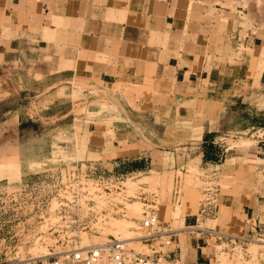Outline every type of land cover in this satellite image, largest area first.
<instances>
[{"label":"crops","instance_id":"obj_1","mask_svg":"<svg viewBox=\"0 0 264 264\" xmlns=\"http://www.w3.org/2000/svg\"><path fill=\"white\" fill-rule=\"evenodd\" d=\"M169 1L0 0V163L19 159L24 181L41 175L29 172L30 163L45 160L56 143L77 158L60 168L81 166L95 175L177 168L184 149L199 166L227 171L245 154L264 155V142L233 149L218 141L264 130V110L256 106L264 98V71L253 86L246 52L239 63L231 56L240 45L260 46L262 38L253 32L242 39L212 36L195 24L185 34L189 24ZM117 82L146 83L159 95L139 112L116 99ZM77 130L76 147L64 138ZM125 160L132 165L116 166ZM1 173L7 183L10 176ZM252 201L240 208L246 219L254 213ZM185 223L193 225L195 215ZM185 247L177 237L175 261L209 264L206 237L188 233Z\"/></svg>","mask_w":264,"mask_h":264},{"label":"rangeland","instance_id":"obj_2","mask_svg":"<svg viewBox=\"0 0 264 264\" xmlns=\"http://www.w3.org/2000/svg\"><path fill=\"white\" fill-rule=\"evenodd\" d=\"M169 2L172 4L173 9L175 8L174 12H176V16L180 17V21L183 24H189V26L185 25V34L187 33L186 28L192 27L193 24L212 36L219 35L220 37L229 38L237 34L242 39L249 32L259 34L262 38L260 46L255 48L240 46L238 50L231 51V56L235 57V63H239L240 58L244 54L243 52H246L245 57L252 63L251 68L254 72L253 86L256 85L264 71V0H170ZM204 38L206 39V37ZM231 60L233 59L231 58ZM113 89V92L117 93V95L115 94L116 99L121 98L124 102H129L139 112H144L148 107H151V105L146 103L148 98L159 95L157 88L149 87L146 83L144 86L139 85L138 87L136 85H121L117 82ZM256 106L264 110V98L261 101H257ZM112 107L110 109L106 105L103 106L104 109L114 110ZM85 110L86 108L84 107L79 112H84ZM106 124L111 125V122L107 121ZM47 125L51 126L52 124L48 123ZM227 130L230 131V129ZM251 135L252 130L250 132L234 133L218 141L224 146L233 149L252 148L257 144L255 136L261 135V132ZM64 139L66 142L71 143L72 141L77 147L80 142L79 130L72 134L70 140ZM64 139L60 138L58 141ZM55 147L51 154L42 161L43 164L51 166L37 172L41 174L39 176L57 173L60 169L63 171V168L60 167H70L72 163H75L72 160H77L75 154H67L57 143ZM142 147L144 146H130V148H135V150L142 149ZM242 153L244 155L246 152L242 151ZM118 154L108 155L104 158L110 159L118 156ZM250 154H245L243 159L233 160L230 163L234 164L231 171L225 170L227 167L224 166L198 165V170L190 173V165H195L194 162L199 163V161L198 159H193L192 155H195L194 153L184 149L182 154H178L180 157L178 158L177 168L163 167L162 169L153 168L151 171L147 170L134 174L125 173V192L123 194L135 195L143 192L147 201L155 202L161 227L177 231V237L180 239V246L183 250L186 248L185 237L189 233L186 230L188 225H186L183 218L181 220L173 218L170 211L178 206L181 209L182 216L186 217L192 214L198 216L199 201L207 198L204 192L206 189L210 190L209 193L212 192L213 195H216L218 208L225 207V212H219L222 213L220 216L219 213L215 216H199L198 225L194 229L211 228L234 236H244L245 234L249 241L256 238L264 240V227H262V232H254L253 234L247 232L246 216L242 214L240 209L243 203L252 199L254 213L249 216H252L253 220H260L261 223H264V155H262L263 153L255 154L253 157ZM77 157L79 159L83 158L80 153H77ZM7 163H9L8 160L0 163V171L10 176L7 178V183L0 182V264H17L19 260H23L28 256L35 257L41 248H45L47 252L48 246L52 247L54 241L45 229L36 226L35 218L29 212L31 209L29 204L27 205V211L23 212L20 210V203L23 200L27 201L29 197V190L21 185L22 182L27 180L20 181L19 168L9 167ZM115 164L117 167L132 165L131 160L115 161ZM29 172L36 173L32 169H29ZM2 173L1 176L3 177ZM123 194L116 196V200L122 199L126 202V197H123ZM104 198V195L97 197V204L103 206ZM142 198L126 202L125 216L114 218L141 225L142 229L139 233L141 235L145 233V227L141 222L142 211L145 207ZM27 203H30V201L28 200ZM133 204L135 207L140 205V214L137 217L132 214ZM104 223L106 222L103 221L97 225L96 234H82L83 243L93 244L108 239V236L104 235L99 227ZM249 241L230 243L225 238L215 241L213 237H207L210 257L208 263L211 264L217 259L219 252H223L230 264L235 263V254L241 255V262L243 263L249 261L254 264L260 261L258 264H264V260L252 258L250 254L252 241ZM175 245L169 249H174ZM131 247L142 252H148L146 244L145 247L139 245L136 247L130 246L129 248ZM262 251L264 252V248H262ZM176 264L181 263L178 262Z\"/></svg>","mask_w":264,"mask_h":264},{"label":"built area","instance_id":"obj_3","mask_svg":"<svg viewBox=\"0 0 264 264\" xmlns=\"http://www.w3.org/2000/svg\"><path fill=\"white\" fill-rule=\"evenodd\" d=\"M261 132V135H256ZM256 140L264 142V130H252ZM251 135V136H252ZM85 173L79 167L60 169L57 173L37 176L22 182L29 190L28 200L20 203V210L27 211L35 218L36 226L45 229L54 244L47 248L46 256L34 258L28 256L17 264H176L175 250L169 249L176 244L177 231L161 227L159 213L155 202H149L144 193L126 195L124 173L104 169L101 173ZM207 198L199 201L198 216L195 223L186 230L196 237H213L215 241L225 238L230 243L247 242L244 236L222 234L213 229H194L198 225L199 216H215L218 211L216 195L206 189ZM126 197V202L142 198L145 207L142 211V225L145 233L138 239L148 246V252L129 248L113 236L93 244L83 243L82 234H96L97 225L110 218L125 216L124 200H116V196ZM105 196L104 205L97 204V197ZM126 195V196H125ZM23 215V214H21ZM25 215V214H24ZM247 232H262L264 223L246 219ZM254 230V231H253ZM43 242V241H42Z\"/></svg>","mask_w":264,"mask_h":264},{"label":"bare ground","instance_id":"obj_4","mask_svg":"<svg viewBox=\"0 0 264 264\" xmlns=\"http://www.w3.org/2000/svg\"><path fill=\"white\" fill-rule=\"evenodd\" d=\"M240 46H242V45H240ZM261 52H263V51H261ZM261 52H260V54H262ZM125 85H127V86H135L136 85L139 87V84L125 83ZM18 160L15 157L12 160H8L9 163H7V164L9 165V167L19 168L18 167ZM192 163H193V161H192ZM194 164L195 165H190V168H189L190 173H193L194 171L198 170L197 168L199 167L198 166L199 163L194 162ZM49 166H51V165L47 166V165L43 164V162H41V161H36V162L30 163V169H32L33 172H39V171L43 170L45 167H49ZM154 172H156V171H154ZM133 206H134V208L132 209L133 210L132 214L137 217L140 214L139 213L140 212V205H139V207L138 206L135 207V205L133 204ZM170 212L172 213V216L175 219H180V220L182 218L185 219V216H182L181 209L178 206L173 208ZM172 220L174 221V219H172ZM104 222H106V223L99 226L104 235L113 236V237L117 238L118 240L122 241L123 243H125V245L129 246V247L130 246L136 247L139 245L145 247V244L141 243V241H139V239H138L141 236V234H139L141 229H142L141 225L135 224L134 222L130 223L126 220H124V221L123 220H117L114 218H110L109 220L104 221ZM203 230H207V229H203ZM220 233H222V232H220ZM222 234L234 236L232 234H227V233H222ZM250 241H252V247L250 246V252H251L250 254H251L252 258H254V259L260 258V259L264 260V252L262 251V248H264V240L256 238V239H250ZM39 248H41V247H39ZM41 249H39L40 251L38 253H36L37 255L34 254V255H36L35 257L33 256L34 258L42 257L44 255L46 256L47 252H46L45 248H43L42 250ZM216 258L217 259H215L211 264H228L229 263L227 257H225L223 252H219V254ZM234 259H235L234 264H253L252 262H249V261H246L245 263L241 262V255H239V254L238 255L235 254ZM258 263H260V261H258ZM258 263L255 262L254 264H258Z\"/></svg>","mask_w":264,"mask_h":264}]
</instances>
